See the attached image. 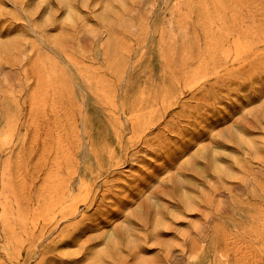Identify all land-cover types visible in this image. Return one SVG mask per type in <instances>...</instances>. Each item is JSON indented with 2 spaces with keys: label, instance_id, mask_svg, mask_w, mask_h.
Here are the masks:
<instances>
[{
  "label": "rangeland",
  "instance_id": "obj_1",
  "mask_svg": "<svg viewBox=\"0 0 264 264\" xmlns=\"http://www.w3.org/2000/svg\"><path fill=\"white\" fill-rule=\"evenodd\" d=\"M0 264H264V0H0Z\"/></svg>",
  "mask_w": 264,
  "mask_h": 264
}]
</instances>
